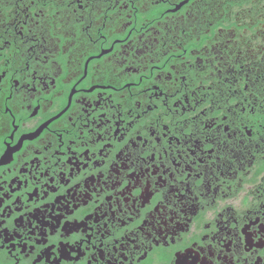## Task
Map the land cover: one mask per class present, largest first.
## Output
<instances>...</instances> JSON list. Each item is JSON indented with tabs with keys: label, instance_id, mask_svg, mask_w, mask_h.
Returning <instances> with one entry per match:
<instances>
[{
	"label": "flooded vegetation",
	"instance_id": "flooded-vegetation-1",
	"mask_svg": "<svg viewBox=\"0 0 264 264\" xmlns=\"http://www.w3.org/2000/svg\"><path fill=\"white\" fill-rule=\"evenodd\" d=\"M0 38V207L42 227H55L57 211L92 213L73 221L85 235L76 256L63 251L73 246H56L60 264H136L138 254L125 261L120 248H105L91 191L58 193L80 175L95 183L88 173L118 155L119 136L127 140L158 114L135 146L178 158L177 171L195 173L200 191L189 181L181 199L173 192L154 208L150 201L140 208H152L145 223L175 232L164 237L169 249L211 244V264L229 259L240 233L242 244L259 243L247 237L264 233V0H3ZM185 123L199 138L183 135ZM102 185L98 203L110 191ZM205 198L214 207L201 211ZM213 217L204 229L210 240L192 231ZM30 252L9 240L0 262L29 264Z\"/></svg>",
	"mask_w": 264,
	"mask_h": 264
},
{
	"label": "snow or ice",
	"instance_id": "snow-or-ice-1",
	"mask_svg": "<svg viewBox=\"0 0 264 264\" xmlns=\"http://www.w3.org/2000/svg\"><path fill=\"white\" fill-rule=\"evenodd\" d=\"M2 6L3 0H0V7ZM6 47V41L0 38V50ZM5 59L0 57V78L5 72L2 63ZM193 116H196V113H193ZM158 118L159 114L149 125H141L135 129L134 135L127 140L123 135L119 136V141H122V143L115 149L118 155L110 159L108 165L99 169L97 173H88V175L99 177L95 183L88 181L87 175H80L73 180L72 184L67 185L63 192L58 194L63 196L69 188L74 187L79 188L84 193L91 191L92 195L88 196L87 200L91 202L92 209L100 213L101 219L104 220V223L100 225L105 229L103 235L108 237L104 242V246L109 249L112 247L120 248L119 255L125 261H129L133 255L138 254L136 255V264H140V261L145 260V258H147L145 264H211L215 255L211 244L201 245L199 252L193 251V245L191 244L186 245L184 249H169L164 237L167 235L174 236L175 232L161 233L145 223L148 219L147 213L151 212L156 205L167 201L169 195H172L173 192L176 199H181L184 193L180 189L187 187L189 181L193 183L197 191H200V186L195 183L199 177L195 173L189 176L187 171H177L180 169L181 164L178 158H172L165 162L157 154L155 146L149 148L146 153L143 147L137 148L135 146V140L140 136L141 131L147 132L153 128L155 119ZM183 119L187 122L191 118L184 117ZM260 120L264 124V115H261ZM184 128H188V131L184 132ZM181 132L189 139L199 138V130L189 127L188 123L181 127ZM140 143L147 145L148 141L145 139ZM177 177H180V181L177 180ZM101 181H103L102 187L110 189V191L107 199L98 203L102 191ZM85 182L91 184V189L82 186ZM212 195L214 197L215 193ZM92 196H95L96 199L94 200ZM150 201L152 202V208H148L146 213L142 215L140 208H143ZM47 203L51 202L48 201ZM191 203L194 204L196 201L193 200ZM0 204H2V201H0ZM136 205H139V208ZM105 206L107 210L102 211ZM205 207L213 208L214 201L205 198V203L200 205V210L203 211ZM91 214L90 211L79 216L69 214L68 217H65L63 213L57 211L53 213V215L59 217L55 221V227L51 225L42 227L39 221L27 220L20 222L17 216H13L11 212L6 213L4 208L0 207V251L11 240L13 243H22L30 247L31 259L29 264H42V257L48 258V264H53V262L54 264H60L61 255L59 251L55 250L56 246L61 242L65 246H73L65 247L63 251L76 256L75 249L84 243L85 235L79 231L80 225L73 223V221L83 220L84 216H91ZM19 217L23 219V213H20ZM216 218L218 217L206 219L199 226L193 225L192 231L200 232L206 241L210 240L211 238L204 229L211 226ZM188 223H191V221H186L183 230L187 229ZM45 227L48 228L47 232H45ZM164 227H167V224ZM233 227L235 228L236 225L233 224ZM218 231V229L214 230L213 235ZM39 233H44L43 239ZM17 234H19V239L13 240V236ZM5 237H7V240ZM88 238H91V234ZM243 238L244 233L230 238L233 250L228 253L229 259L225 260L224 264H232V257L240 259L241 264H249L250 259L252 264H264V233H260L259 229H256L251 236L247 237L249 240H255L259 243L242 244ZM122 244L125 247L121 248ZM127 244H131L132 247H127ZM46 248L49 249V252L44 251ZM185 249L188 250L185 251ZM155 256H159V259L153 260L152 257ZM25 258L27 259V256Z\"/></svg>",
	"mask_w": 264,
	"mask_h": 264
}]
</instances>
